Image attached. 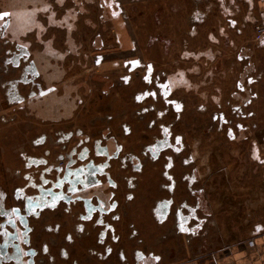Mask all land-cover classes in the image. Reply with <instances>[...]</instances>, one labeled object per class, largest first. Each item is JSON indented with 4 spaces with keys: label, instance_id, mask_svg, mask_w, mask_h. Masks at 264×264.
<instances>
[{
    "label": "rangeland",
    "instance_id": "rangeland-1",
    "mask_svg": "<svg viewBox=\"0 0 264 264\" xmlns=\"http://www.w3.org/2000/svg\"><path fill=\"white\" fill-rule=\"evenodd\" d=\"M103 1L112 19L103 12L102 0H50L59 18L69 12L76 13L73 38L81 44V55L75 63H67L66 79L57 84L60 90L66 84L77 88L74 96H79L81 101L71 118H62L56 123L38 119L37 124L20 127V106L17 110L8 107L1 91V85L15 78L17 71L2 67L11 44L0 42V264H178L203 255L201 250L214 251L231 245L236 233L246 226V219L249 227L243 236L247 237L251 230L255 232L258 225H264V49L259 47L255 33L244 28L241 35L228 30L226 17L208 7L210 0H201V3L196 0ZM5 4L0 0V10ZM198 9L205 16L200 25L193 21V13ZM242 16L236 15L238 20ZM193 26H196L195 30ZM97 33L106 40L101 58H93L95 54L90 43ZM117 35L122 40L119 50L113 49ZM54 38L58 48L65 50V31H55ZM136 39L148 46L144 58L154 63L157 72L175 75L181 70L188 71L187 85L174 95L182 101L177 103L179 118L164 100L153 103L154 112L141 116L143 106L134 103V95L146 89V85L139 77L130 87L121 83L117 73L123 60L141 57L143 53ZM247 54L251 60H238L237 57ZM242 76H246L247 93L240 94L237 86ZM246 95L249 96L248 106L253 103L244 111L243 122L251 126L253 140L242 138L243 141L231 142L224 126V114L233 115L236 122L241 123L238 116L241 117L242 111L232 110V105L241 102ZM201 105L204 107H199ZM215 113L218 122H215ZM27 118L36 120L31 115ZM151 120L157 121L152 129L148 127ZM123 124L132 127L131 136H123ZM159 124H169L181 135L177 144L183 154L177 158L172 171L178 182L174 192L163 188L168 185L162 176L163 161L153 164L145 160L143 172L136 175V188L131 191L125 185L130 169H124L118 162L112 169L103 167L102 174H95L94 170L86 175L90 183H98L110 180L112 174L120 185L115 190L120 202V218L113 219V214H105V222L116 226L115 234H111L105 225L93 223L87 224L85 231L79 233L75 225L80 222L78 216L83 209L76 204L70 213L58 210L47 212L40 219L34 217L31 222L34 230L26 231V237H17L15 226L19 225L20 193L14 189L23 184L19 173L20 132L47 134V149L52 151L50 159L54 160L65 149L54 142L55 131L76 133L82 130L93 139L112 131L124 144L125 151L141 154L146 145L155 142ZM169 144L170 136L163 142L167 150ZM157 150L154 146L153 151ZM189 154L194 155V163L188 158ZM75 166L79 167V164L76 162ZM89 166L95 169L94 163ZM194 168L199 170V184L192 188L188 186L191 183L189 176L186 180L184 176L193 173ZM199 189L203 190L208 217L206 225H202L204 231L194 238L191 226H186L191 232L184 230L186 235H178L174 216L179 204L186 201L189 204L187 215L193 218V191ZM101 192L106 196L109 194L107 190ZM129 192L135 196L130 202L126 201ZM231 196L233 202L229 200ZM172 197L177 206L170 209V220L158 226L152 211L155 202ZM183 212L181 216H187ZM56 224L62 226L60 232L47 230V226ZM134 230L137 233L134 234ZM102 231L107 232V237L99 243ZM69 233L74 237L73 243L66 239ZM21 245L24 248L19 252ZM64 250L69 255L61 253ZM122 251L124 254L120 255ZM120 257L127 261L123 262ZM150 257L155 260L151 261Z\"/></svg>",
    "mask_w": 264,
    "mask_h": 264
},
{
    "label": "trees",
    "instance_id": "trees-1",
    "mask_svg": "<svg viewBox=\"0 0 264 264\" xmlns=\"http://www.w3.org/2000/svg\"><path fill=\"white\" fill-rule=\"evenodd\" d=\"M60 1L63 2L65 0ZM4 2L6 4L4 7H2L3 9L0 10V14L8 13V15L0 18V42L5 41L11 44V46L10 49H8V51L6 52L7 54L6 58L4 59L3 65L8 64L7 66H10L9 68L16 70L17 67L20 66V53L22 54V56L29 55L32 59L33 69L40 77V80L45 88L48 89L54 84H60V82L66 79V72L68 68L67 63H75L77 59L79 60V57L81 55L79 47L81 44H78L75 41L76 39L73 38V32L76 30L74 21V15H76V13L71 14L69 12V14L65 17L59 18L57 16L58 12L53 9L50 0H4ZM102 3L103 12L110 19H112L106 6H103V0ZM102 19H105L103 15ZM5 25H7V27H5ZM18 27H20V32H18ZM21 27H23V29H21ZM51 30H53L54 32L57 30L65 31L67 43L65 50H61L58 48V45L54 38V32L50 33ZM22 35H24V37H22ZM138 40L140 46H142L141 49H143V54L145 56L147 53L145 51H147L148 46L146 47L144 44H142L141 39ZM150 40H153L152 37L150 38ZM90 43L93 47L92 50L94 51V54L102 52L106 49L105 37H103V35L100 33H97L96 36L92 38ZM114 44L115 46L120 45L117 37L114 38ZM143 45L145 48H143ZM147 45H149V43ZM87 55L88 54H86V57H88ZM128 64L129 68H126L127 74L119 76L120 81L123 80L124 84H126L125 86L130 87L133 83V80L139 77L141 79V82L147 87L146 90L143 89L142 91H139L134 95V103L139 106H143L140 109L141 116H146L154 112L153 103L158 100H161L162 102L163 100L166 101L169 106L173 107L174 112L177 115L180 113V107L177 105V103H181L182 101L175 98L174 95L176 94L178 89L185 88V86L187 85L186 79H189L187 70H181L175 75H171V73L165 71L164 73L167 79L166 87L162 88L161 86L160 89H155L153 87L152 90L149 91L148 87L150 84L144 83V77L138 72L140 70L138 62L133 61ZM147 64L149 65L148 75L153 76V78H151V81L152 86H155V81L157 80L156 77L158 76L159 72H157V70L155 69V65L153 62L148 61ZM30 69H32L31 65ZM241 79L242 80L241 83H239L238 88L240 89V91L242 88L243 92L238 93H247V90L244 87L246 76H242ZM62 90L58 89L57 91L46 94L44 97H38V100L34 99L33 93L29 96V101H27L28 105H23L22 107L25 112L28 111L27 114L29 116H35V118L42 119L44 121H49L54 118H66L70 115H73L74 112L78 109L79 100L81 101V98L77 95L74 96V92L77 91V88L73 87L72 84H66L62 88ZM106 92L107 91H105V93ZM167 92H169V94H167ZM153 93H155V95H153ZM167 96L170 97L168 100ZM237 96L240 95L238 94ZM7 100L8 101H6L5 104L10 108H14V110H17L16 107H19L20 102L24 101L23 98L21 101L19 99V101L16 102H14L12 98H8ZM248 100L249 96L246 95V97L243 98L241 102L234 103L232 105V110L240 111V113L242 111L241 117L238 116L239 119H242L241 123L236 122V120L233 118V115L224 114V126L227 131V135L229 136L228 138L231 142H239L240 140H242V138H244L243 140L246 139L245 141L253 140L251 138V126L243 122L244 117H246L243 116L246 109H243L242 106H244V103H246ZM12 102H14L13 105L11 104ZM199 107L203 108L204 106L201 105ZM216 114L217 113H215V120L217 117ZM253 115L254 114H251V116ZM215 122L218 121L216 120ZM155 124H157V121L151 120L148 127L152 129ZM169 126L170 125L166 126L163 124H159L160 131L158 136H155V142L146 145L143 148L141 154L137 155L125 151L124 144L120 139H118L114 132L112 133V131H109L103 133V136L105 137V140L107 142L108 159L111 162L112 166L115 163L119 162V165L124 169H130L129 175L125 177V184L127 186V189H129L130 191L136 188V175L143 172V169L145 167V160H147L148 162L153 164L159 163L161 161L164 162L162 165V176L166 181H168V185H166L165 187L163 186V188L167 189L171 193L174 192L175 184L172 177V171L176 167L177 158H179L181 154H183V150L180 149L177 144V142L179 143V141H177V138H181V135L177 134ZM165 127L168 129V131L170 130V144L168 149L171 152L170 154L166 153V151L168 150L163 145L165 138L163 130H165ZM122 133L124 137L131 136L133 134L132 127L129 124H123ZM154 146L158 147L157 151H153ZM188 158H191L193 163L195 162L193 154H189ZM184 165L186 166V161L184 162ZM194 169L196 170H194L196 180H198L197 182H199V170L197 168ZM186 176V178H188V174ZM118 187V183L115 181V179L106 184L104 189L110 192L107 196L104 195L101 190L93 187L81 189L76 193L67 196L66 198H58V201L56 203L49 204L45 206V208L38 210V213L32 215V220L34 217H38L40 219L42 215L46 214L47 212L65 210L67 213H70L72 208L74 207L73 205L77 204L76 206L80 205L83 209V212L79 213L78 216L80 222L75 225L79 233L84 232L86 225L89 223H93L97 226L105 225L108 230L110 229L114 231L115 226L113 224L105 222V214H113V219L120 218V203H118L117 194L114 191H111L114 188H116L117 190ZM14 190L16 193H20L19 187H16ZM99 192H101L102 194ZM194 192L195 198L198 199V203L196 205H198L200 208L199 210L202 213L203 221V217H207L203 190L199 189ZM33 195L35 194L31 193L28 199L33 198ZM132 195L133 193L129 192V194H127L126 201L129 202ZM229 200L233 202L232 196L229 198ZM172 207L173 199L171 198H165L155 202L152 211L158 226H162L170 220V209ZM194 207L196 208L195 205H192L193 215L195 213V210H193ZM236 219H238V217H236ZM248 222L249 220L247 219L244 221V224L246 226L242 227V229H240L241 231H238V233H241V235L236 233L235 240L240 241L242 237H245L242 233H245V229H248ZM28 225V221L24 223L25 230L27 229ZM186 226L187 224L181 225L180 219H176L175 227L177 229L178 235H186L187 232H184V230H186ZM61 229L62 226H60L59 224H56L55 226H47L48 231L60 232ZM234 231H236V229H234ZM133 233L135 234L137 233V231L134 230ZM106 235V231L100 232L99 243H102L100 239H102L103 237L106 238ZM69 237H71V239H69ZM66 239H69V242H74V237L70 233L67 235ZM235 240H231L230 242ZM61 253L69 255V252L67 250L62 251ZM121 254H124V252H120V255ZM150 258L151 261L155 260L152 257ZM121 260L123 262L127 261L124 258H121Z\"/></svg>",
    "mask_w": 264,
    "mask_h": 264
},
{
    "label": "crops",
    "instance_id": "crops-1",
    "mask_svg": "<svg viewBox=\"0 0 264 264\" xmlns=\"http://www.w3.org/2000/svg\"><path fill=\"white\" fill-rule=\"evenodd\" d=\"M210 1L211 2H209L208 7L210 9L214 8L216 12L222 13L226 17L228 30L235 31L240 35L242 34V28L252 30L253 33H255V37L259 47L264 49V34H259V31L261 29H264V0ZM196 2L201 3V0H196ZM193 14L195 16L193 20L194 23L198 25L204 23L205 16L200 9L195 10ZM239 14H242L243 16L238 20L236 15ZM18 28V32H20V27ZM192 28L193 30H195L196 26H193ZM21 29H23V27H21ZM22 37H24V35H22ZM116 37L118 38V40H120V44L122 45L120 35H117ZM213 38L211 39L212 42ZM136 42L139 45V41L137 39ZM136 42H133L134 46H136ZM243 49L244 47H242L241 50ZM19 58L18 59L20 60V66H18L16 69L17 74L14 76L15 78L8 79L6 83L1 85L4 102L8 101V98H12L14 102L19 101V99L21 101L22 98L29 101V96L31 94L41 92L42 90L43 84L40 80V77L33 69L32 59L30 58V56H22V54L20 53ZM237 58L240 62L247 59L251 60L249 54L245 56H239ZM7 65H2V67L9 68L10 66ZM30 65L32 69H30ZM250 77L251 76L249 75V78ZM237 90V92H243L242 88L240 91L238 86ZM14 102H12L11 104L13 105ZM252 103L253 102H250L249 106ZM230 105H232V103ZM247 106L248 102L244 103V106H242V108L246 109L249 107ZM27 112H25V110H20V127H27L28 125L37 124L36 122L38 118H34L36 119L34 121L32 119H28ZM21 114H23L22 117ZM63 133L66 134V131H55L54 142H57V137H60L61 135H63ZM68 134L71 138L72 131L70 130ZM48 141L49 136L44 133L38 135L37 133L23 134L20 132L21 145L19 173L21 177L20 180L23 182V184L20 185L21 190L31 189V191H41V189L43 190L44 188H46V186L41 185V183L47 182L48 179L50 181V179L52 178L50 177V149H47V146L49 144ZM23 142L27 143V145H24ZM41 180L44 181L40 182ZM48 191L51 199L55 200V189H48ZM262 226L259 227L258 225V228L255 232L254 230H251V232H247V237H242L240 241H232L231 245H225L224 247L215 249L214 251H209L207 249L201 250L200 254H203L204 256L201 255L198 258H194L193 260L178 264H264V225ZM211 252L213 253L211 256H206Z\"/></svg>",
    "mask_w": 264,
    "mask_h": 264
},
{
    "label": "flooded vegetation",
    "instance_id": "flooded-vegetation-1",
    "mask_svg": "<svg viewBox=\"0 0 264 264\" xmlns=\"http://www.w3.org/2000/svg\"><path fill=\"white\" fill-rule=\"evenodd\" d=\"M119 42H120V40H119ZM119 48H121V44L117 45L116 48H113V49L119 50ZM104 51L99 52L97 54L95 53L93 58H101ZM144 57H145L144 54L141 53V57L127 58V59L123 60L122 68H120L117 75L118 76L126 75L127 74L126 68H129L128 63L133 62V61H137L139 68H140V70L138 72L140 75H142L144 77L143 82L150 84L148 87L149 91H151L153 87L155 89H160L162 85H167V79L165 77V73H163V74L159 73L158 76L156 77L157 80L155 81V86H152L151 78H153V76L148 75L149 65L147 64L148 61H146ZM94 66H95V59H94ZM121 83L123 84V86L126 85V84H124L123 80L121 81ZM162 88H164V87L162 86ZM58 89H59V87L57 84L56 85L54 84L52 87H50L48 89L45 88L43 85V87H42L43 91L41 90V92L34 93V99L38 100V97L39 98L44 97L46 94H49L53 91H57ZM167 94H169V92H167ZM169 98L170 97L167 96V100ZM23 105H28L27 100L20 102V110H24L22 107ZM72 116L73 115H70L66 118H71ZM176 116H178V115L176 114ZM61 119L62 118H60V119L54 118L52 120H49V122H56V121L58 122ZM163 125H166V124H163ZM168 125L169 124H167L166 126H168ZM171 129H173V128H171ZM78 131H80V130H78ZM78 131H76V133H74V131H72L71 138L69 137V134H68L69 131H66V134L63 133V135H61L60 137H57L56 143H58V145H62L65 149H64V151L59 153L55 157L54 160L50 159V169H51L50 170V172H51L50 177H52V178L50 179V181L48 179L47 182L41 183V185L46 186V188H44L43 190L41 189V191H36V190L31 191V189L21 190L19 187V189H20V218H17V221H19V225L17 223V226H15V232H16L18 238L26 237V231L32 232L34 230L33 225L31 223L32 219H29V217L32 218V215L35 213H38V210L45 208V206H47L49 204L56 203L58 201V198H66L67 196L72 195L73 191H74V193H76V191H79L81 189H86L89 187H93V188L99 189L101 191L105 190L104 189L105 185L110 183L112 180L115 179L111 174L110 180L99 181L98 183H93V182L90 183L87 180L88 178L86 175L89 174L90 171L94 172V170H95L96 171L95 174H100V173L102 174L103 167L104 168L105 167H111V169H112L113 166L108 159L107 142H106L103 134L101 135V137L93 139L91 137L89 138L88 134H86L82 130L80 131L79 134H78ZM163 132H164V137H165L164 139L169 138V135H170L169 131L167 130V132L165 133V130H163ZM90 140H92V142H90ZM82 152L84 153V156L86 157V159L81 157ZM49 153L51 155L52 151H50ZM133 154L137 155L135 153H133ZM50 155H49V157H50ZM61 158H63V159H61ZM76 162L79 164V167L75 166ZM90 163L91 164L94 163L95 169H93L91 166H89ZM78 169H83V172L80 174V178L76 179L75 173L77 172ZM193 170H195V169H193ZM69 172H72L73 175H69L68 174ZM58 176L60 178V181H58ZM188 176L191 180L190 185L188 184L189 187L192 186V188H194V186L199 184V182H197L198 180H196L195 171H193V173L191 171L188 174ZM172 177H173L174 184H175L174 189L176 190L178 182L176 180V177L173 174H172ZM186 177L187 176H184V180H186L185 179ZM41 178H42V176H41ZM42 181H44V180H41L40 182H42ZM115 181L118 183V181L116 179H115ZM78 184H80V185H78ZM118 186H119L118 187V189H119L120 188L119 183H118ZM48 189H51V190L55 189V191H56L55 200H52L51 196H49ZM115 190H116V188H114L111 191L115 192ZM31 193H33L35 195H33L34 197L32 199L31 198L28 199V197ZM193 193H195V192L193 191ZM127 194H129V193H127ZM134 198H135V196L132 195L131 200H129V202L134 200ZM197 200L198 199L195 198V202L193 204L196 206V208L194 207V209H193V210H195L193 218H189L190 216L187 215V214H189V212L186 209V207L189 209V204L186 203V201H183L181 204H179V210H178V212H176V214L174 216V221H176V219L177 220L180 219L181 225L187 224V226H191V228H192L191 230H193V233H194V235H192V236L194 238L200 237L201 232L204 231V229H203L204 227L202 228V225L205 226L207 221H208L207 220L208 217H203V221H202V213L199 210L200 209L199 206L196 205L198 203ZM175 201H176L175 198H173V206L174 205L177 206ZM118 203H120L119 200H118ZM16 204H19V203L17 202ZM27 206H28V208H27ZM182 210L185 211L187 216H181L184 213ZM171 215L172 214L170 213L169 217H171ZM27 221H28L29 225L27 226V229L25 230L24 223H26ZM183 222H186V223H183ZM115 230H116V226H115ZM115 230L114 231L111 230V234H115L116 233ZM186 231L191 232L187 228H186ZM16 234L14 233V236H16ZM27 236H31V234L27 235ZM23 242H24V240H23ZM23 248H24V245H21L20 248L18 249L19 252H22Z\"/></svg>",
    "mask_w": 264,
    "mask_h": 264
},
{
    "label": "snow or ice",
    "instance_id": "snow-or-ice-1",
    "mask_svg": "<svg viewBox=\"0 0 264 264\" xmlns=\"http://www.w3.org/2000/svg\"><path fill=\"white\" fill-rule=\"evenodd\" d=\"M115 14V13H114ZM8 15V13H2V14H0V18H2L3 16H7ZM5 27H7V25H5ZM163 87H166V85H162ZM153 95H155V93H153ZM226 122V121H225ZM177 141H179V138H177ZM81 157L82 158H85L86 159V157L84 156V153L82 152L81 153ZM61 159H63V158H61ZM83 172V169H78L77 170V172L75 173V176H76V179H79L80 178V174ZM69 175H73V173L72 172H69L68 173ZM69 239H71V237H69ZM45 251H47V246L45 245ZM156 259H159L158 257L156 258Z\"/></svg>",
    "mask_w": 264,
    "mask_h": 264
},
{
    "label": "built area",
    "instance_id": "built-area-1",
    "mask_svg": "<svg viewBox=\"0 0 264 264\" xmlns=\"http://www.w3.org/2000/svg\"><path fill=\"white\" fill-rule=\"evenodd\" d=\"M259 34H264V29H261L260 31H259Z\"/></svg>",
    "mask_w": 264,
    "mask_h": 264
}]
</instances>
